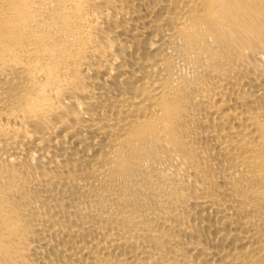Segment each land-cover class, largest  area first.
<instances>
[{"label": "bare ground", "instance_id": "1", "mask_svg": "<svg viewBox=\"0 0 264 264\" xmlns=\"http://www.w3.org/2000/svg\"><path fill=\"white\" fill-rule=\"evenodd\" d=\"M0 264H264V0H0Z\"/></svg>", "mask_w": 264, "mask_h": 264}]
</instances>
